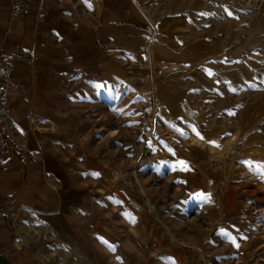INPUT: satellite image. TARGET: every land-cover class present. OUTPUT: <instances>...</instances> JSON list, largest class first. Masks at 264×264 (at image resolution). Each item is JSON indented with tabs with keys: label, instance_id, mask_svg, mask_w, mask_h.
I'll list each match as a JSON object with an SVG mask.
<instances>
[{
	"label": "rangeland",
	"instance_id": "obj_1",
	"mask_svg": "<svg viewBox=\"0 0 264 264\" xmlns=\"http://www.w3.org/2000/svg\"><path fill=\"white\" fill-rule=\"evenodd\" d=\"M134 2L154 85L144 95L123 82L120 96L88 104L109 162L75 208L87 253L37 223L16 259L264 264V0Z\"/></svg>",
	"mask_w": 264,
	"mask_h": 264
},
{
	"label": "crops",
	"instance_id": "obj_2",
	"mask_svg": "<svg viewBox=\"0 0 264 264\" xmlns=\"http://www.w3.org/2000/svg\"><path fill=\"white\" fill-rule=\"evenodd\" d=\"M151 38L134 0H0V67L12 68L7 123L31 152L0 163V256L11 264H21V231L37 223L87 253L75 208L109 162L88 104L120 96L123 82L151 91Z\"/></svg>",
	"mask_w": 264,
	"mask_h": 264
},
{
	"label": "built area",
	"instance_id": "obj_3",
	"mask_svg": "<svg viewBox=\"0 0 264 264\" xmlns=\"http://www.w3.org/2000/svg\"><path fill=\"white\" fill-rule=\"evenodd\" d=\"M17 2L20 0H12ZM12 68L11 65L0 67V163L16 153L30 154L28 146L14 137L9 130V100L11 96Z\"/></svg>",
	"mask_w": 264,
	"mask_h": 264
},
{
	"label": "snow or ice",
	"instance_id": "obj_4",
	"mask_svg": "<svg viewBox=\"0 0 264 264\" xmlns=\"http://www.w3.org/2000/svg\"><path fill=\"white\" fill-rule=\"evenodd\" d=\"M229 15H231V13H229ZM197 135H199V133H197ZM202 138V137H201ZM211 143H215L214 141H212ZM181 163H184V162H181ZM246 163L249 164V166H251L253 164L252 161H246ZM257 168L262 172L264 173V163H258L257 164Z\"/></svg>",
	"mask_w": 264,
	"mask_h": 264
},
{
	"label": "water",
	"instance_id": "obj_5",
	"mask_svg": "<svg viewBox=\"0 0 264 264\" xmlns=\"http://www.w3.org/2000/svg\"><path fill=\"white\" fill-rule=\"evenodd\" d=\"M0 264H11V263L7 258L0 256Z\"/></svg>",
	"mask_w": 264,
	"mask_h": 264
}]
</instances>
